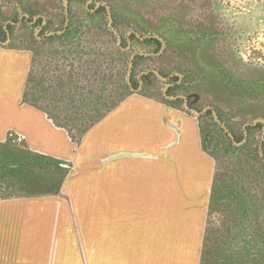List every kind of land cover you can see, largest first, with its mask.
<instances>
[{
  "label": "crops",
  "instance_id": "0c3cea01",
  "mask_svg": "<svg viewBox=\"0 0 264 264\" xmlns=\"http://www.w3.org/2000/svg\"><path fill=\"white\" fill-rule=\"evenodd\" d=\"M32 62L0 43V143L65 175L54 194L0 199V264H200L215 159L198 118L129 89L73 136L25 98Z\"/></svg>",
  "mask_w": 264,
  "mask_h": 264
},
{
  "label": "rangeland",
  "instance_id": "374dc122",
  "mask_svg": "<svg viewBox=\"0 0 264 264\" xmlns=\"http://www.w3.org/2000/svg\"><path fill=\"white\" fill-rule=\"evenodd\" d=\"M64 1L0 0L1 25L12 20L17 21L27 14L26 11L31 12V15H26L28 17L37 16V14L45 17L46 25H44L43 31H39V27L30 26L26 21L15 25L13 40L10 45L32 51L33 62L25 98L47 114H49V110L45 105V99L54 96L57 72L55 73L53 65L49 66L51 45L47 44L41 35L63 27L66 17V14H64ZM67 1L70 8V15L68 14L67 17L70 16L72 21L84 19L85 12L92 10L96 3L100 2L107 5L110 10V7L114 8L115 11L132 9V11L141 14V19L139 17L135 18L136 22H143L144 24H147L146 22L159 24L162 19L160 14L167 12L168 18L181 22L179 26L182 32L180 34L184 33L187 37L183 39L177 32L172 34L165 30L145 29V27L140 28L134 25L130 30L122 28L121 36L124 39L127 38L128 32H136L142 36L168 38V44L170 45L168 49L162 50L163 53L162 51L154 53L153 47L133 42L130 48H123L126 52L125 56L130 58L132 54L149 53L150 55L147 56H150L151 59L139 64L141 71L156 70L162 73L165 78H174L178 75L184 77L186 81H189V85L184 91L199 96L198 106L201 109L209 107L216 110L221 116L222 124L232 128L237 137L242 134V129L246 123H252L256 119L264 117V107L261 106V100L254 99V97L247 96V94L241 96V94H238L239 91L234 88V84L241 83L246 86H249L248 84L253 86L252 82L264 80V0ZM152 8L158 9V13H153ZM31 9H37L38 11L32 12ZM200 43L203 45L199 46ZM103 47H106L109 51L113 50L110 43ZM164 48H166L165 42ZM65 58H67V66H76L71 54ZM114 60L116 63H119V60L122 61L118 56ZM134 77L138 80V71ZM219 79L222 81L221 84ZM151 83L152 85H148L149 88L144 91L146 95L166 101L164 93L167 91V85L165 82L156 78ZM116 94V90L112 88V85H108L107 93L102 96L101 102H111ZM177 107L183 110L182 103L178 104ZM259 123L263 125V123ZM200 127L202 139L206 140L213 135L214 127L209 118L203 119ZM70 133L73 136L77 135L75 131ZM254 134L256 143L251 147L252 153L254 149L256 151L258 148L262 128L257 129ZM219 136L217 134V137ZM206 144L208 147L209 142ZM12 149L16 152L25 151L21 146H14ZM259 152L264 158V153L261 150ZM213 157L215 159V174H218L221 179H233L235 177L232 168L233 155L222 156L213 153ZM242 165L237 164L236 171L247 167H242ZM252 165L255 166L256 164ZM262 165L261 167L256 166L262 169L261 172L264 174V164ZM259 178L261 179V177ZM252 180L253 182L249 185V188L252 200H255L253 209L255 211L260 210L255 216L260 223L264 224V181L260 180L261 182L258 184L254 179ZM238 190L240 191L241 188H238ZM244 191L247 192L248 190L245 189ZM21 193L10 192L14 197H17L16 195L22 196L23 194L19 195ZM221 220L222 215L212 210L210 216L208 215V228H206L210 232L214 231V228L220 226ZM263 224L259 227L254 226V229L257 230L258 228L264 231Z\"/></svg>",
  "mask_w": 264,
  "mask_h": 264
},
{
  "label": "trees",
  "instance_id": "16d2710c",
  "mask_svg": "<svg viewBox=\"0 0 264 264\" xmlns=\"http://www.w3.org/2000/svg\"><path fill=\"white\" fill-rule=\"evenodd\" d=\"M110 8L112 27L120 36L122 28L130 30L132 25L158 31L165 30L172 34L182 32L179 26L181 22L168 18L167 12L160 14L162 19L159 24L146 21L147 24H144L136 22L135 18L141 19V14L132 11V9L115 11L114 8ZM151 10L155 14L158 13L156 8ZM31 11L37 12L38 10L31 9ZM68 14L70 15L69 4ZM68 19V24L64 29L56 30L62 31L61 34L55 33L43 38L47 44L51 45L49 66L53 65L55 73L57 72L54 96L45 99L49 114L44 110L43 112L56 126L62 127L68 132L82 133L105 112L129 95L131 87H137L138 80L134 76L137 71L141 72L139 64L151 59L147 55H135L132 60L131 85L129 86L126 73L130 58L125 56L126 52L124 51L129 44L128 40L131 44L136 42L153 47L154 53L160 52L161 42L156 38L139 40L135 34H131L125 39L121 36L120 44L117 36L109 27L105 7H98L94 11L90 9L85 12V18L82 20L72 21L70 16ZM180 35L183 39L187 37L184 33ZM162 38L166 45L164 50H166L170 47L169 39ZM109 43L112 44L113 50L109 51L103 47ZM201 45L203 44L200 43L199 46ZM70 54L76 66L66 65L67 58L65 57ZM117 56L122 60H119V63L114 60ZM67 67H69L68 70H66ZM160 75L164 76L162 73ZM153 79L156 80L153 74L147 76L148 81ZM252 83L253 86L234 84V88L239 91L238 94L241 96L247 94V96L261 100V106L264 107V80H256ZM108 85H112L117 94L111 102L102 103V96L107 93ZM198 120L201 123L200 119ZM260 127L261 124L258 123L252 130L256 131ZM255 143V138H251L248 139L246 145L251 146ZM259 144L263 145L261 141ZM261 151L264 153L263 150ZM230 155H233L234 158L232 168L235 175H232L235 177L221 179L218 174L214 175L208 215L210 216L212 210H215L222 215V220L220 226L214 228V231L210 232L208 227L206 228L200 264H264V231L263 229H254V226L259 227L263 223L256 219L255 215L260 210L253 209L255 200H252L249 188L253 182L252 179L258 184L264 181L262 169L256 166L261 167L264 164V158L260 155L258 148L256 151L254 149L253 153L252 151L244 153L240 149L234 148ZM61 164L57 160L40 154L28 151L16 152L7 142L0 143V199L13 198L14 196L10 194L11 191L22 192L19 194H23L22 196L54 194L58 191L65 175V169ZM237 164L247 167L236 171ZM238 188L241 190L239 191ZM245 189L249 192L244 191Z\"/></svg>",
  "mask_w": 264,
  "mask_h": 264
},
{
  "label": "flooded vegetation",
  "instance_id": "af4514ba",
  "mask_svg": "<svg viewBox=\"0 0 264 264\" xmlns=\"http://www.w3.org/2000/svg\"><path fill=\"white\" fill-rule=\"evenodd\" d=\"M100 3H102V2H100ZM99 7H105V6H99ZM95 9L96 8L94 6L92 11H94ZM26 13H27L26 15H31V12L29 13L26 11ZM26 15L19 18L17 21L12 20L8 23H5L4 25L0 24V43H5L7 41L11 43L13 40V28H14V26L18 25L20 23H23L24 21H26V23H28L30 26L39 27V29H40L39 31H43L44 25H46L44 16L37 14V16H33V17L29 16L28 17ZM66 20H67V23H66ZM68 21H69V19H68V17H66L65 21H64V25L62 27L63 29L67 26ZM52 32H54V34H55V32H58V31H52ZM49 33H51V32H49ZM49 33L42 34L41 37H43V38L47 37ZM132 34H134V33H132ZM51 35H53V34H51ZM128 46L130 48L131 42H130V44H128ZM162 50H164V47L162 48V43H161L160 51H162ZM145 54H149V53H145ZM145 72H148V73L145 74ZM149 74H153L151 72V70H142L139 73L138 85L136 88H134L135 90L141 88V91H145L146 89L149 88L148 85H150V84L152 85L151 81L147 80V76ZM156 78H158V77H156ZM221 79L223 80V78H221ZM221 79H219L220 84L222 82ZM164 82L167 85V91L164 93V97L167 99L166 101H168V102H170L176 106L178 104L182 103L183 110L186 113H191V112L185 110L184 104L186 103L190 109L195 110V111L200 113L199 116H196L198 119H200V122L206 118L210 119V122L212 123V125L214 127L213 128V135L206 140L203 139L204 147L206 148L207 152L211 153L212 155H213V153H217V154L222 155V156H230L232 150L234 148H238L244 153H247V152L250 153L252 145L251 146L246 145V143L248 142V139L255 138L254 133L256 131H253L252 128L256 124L255 125H246V124H248V123H246L242 129V134L237 137L236 133L234 132V130L232 128L222 124L223 121L221 119V116L219 115V113L216 112V110L209 108V107L201 109L198 106L199 96L196 95L195 93H187L184 91V90H186V88L189 85V81H186L184 79V77H180V75H178L177 77H174V78L166 77V81H164ZM182 97H184V98H182ZM191 114H193V113H191ZM260 119L264 120V118H260ZM217 121H219V122H217ZM261 128H262V134L260 135V137H261L260 141L263 143V145L258 144L257 147L259 150L264 151V124L261 125ZM217 134L220 136L217 137ZM207 142H209L208 147L206 144ZM208 150H210V151H208Z\"/></svg>",
  "mask_w": 264,
  "mask_h": 264
},
{
  "label": "water",
  "instance_id": "95a60500",
  "mask_svg": "<svg viewBox=\"0 0 264 264\" xmlns=\"http://www.w3.org/2000/svg\"><path fill=\"white\" fill-rule=\"evenodd\" d=\"M64 2H65V14H66V17H67V15H68V1L65 0ZM99 6H105V8H106V10H107V16H108V24H109V27L111 28V30L113 31V33L117 36L118 42L120 43V41H121V36H120V35L117 33V31L112 27V17H111V11H110L109 7H108L107 5H105L104 3H96L95 8H98ZM66 23H67V20H66ZM55 33H56V34H61L62 31H58V32H55ZM132 33H134V34L136 35V37H137L139 40H143V39H145V38L154 37V38H156L157 40H159V41L162 43V48L164 47V42H163L162 38H160V37H158V36H140V35L137 34L136 32H128V36H129L130 34H132ZM51 34H54V32L49 33V35H51ZM128 43L130 44V41H129V40H128ZM127 48H129V46H127ZM127 48H126V49H127ZM135 55H136V54H132V55H131V57H130V62H129V64H128V70H127V81H128L129 86L131 85V83H130V73H131V68H132V60H133V58L135 57ZM139 55H150V54L140 53ZM151 72H152L156 77H158L160 80H162V81H166V78L163 77V76H161L160 73L157 72L156 70H151ZM147 73H148V72H145V74H147ZM130 89H131V91H136V90H135L134 88H132V87H131ZM182 98H184V97H182ZM184 108H185V110H187V111L193 113L195 116H199V114H200L199 112L190 109V108L187 106L186 103L184 104ZM215 118H216V117H215ZM216 120H217V119H216ZM217 122H219V121H217ZM259 122H261V123L264 124V120H263V119H256V120L253 121L252 123H248V124H246V125H255V124L259 123ZM208 151H210V150H208Z\"/></svg>",
  "mask_w": 264,
  "mask_h": 264
},
{
  "label": "built area",
  "instance_id": "2783aa9c",
  "mask_svg": "<svg viewBox=\"0 0 264 264\" xmlns=\"http://www.w3.org/2000/svg\"><path fill=\"white\" fill-rule=\"evenodd\" d=\"M24 139H25L24 136H16L15 137L13 134H9V136H8V140L12 144L23 141Z\"/></svg>",
  "mask_w": 264,
  "mask_h": 264
}]
</instances>
